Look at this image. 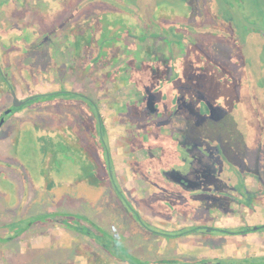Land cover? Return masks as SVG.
<instances>
[{
  "label": "rangeland",
  "instance_id": "obj_1",
  "mask_svg": "<svg viewBox=\"0 0 264 264\" xmlns=\"http://www.w3.org/2000/svg\"><path fill=\"white\" fill-rule=\"evenodd\" d=\"M203 9L219 19L212 30ZM172 16L181 24H170ZM190 31L218 39L201 44ZM98 61L107 66L94 69ZM0 64V115L12 105V86L20 99L65 86L97 102L104 126L94 103L69 94L6 118L0 236L25 231L0 241V264H264L255 244L249 258L237 256L243 246L232 239L248 234L203 228L249 217L227 204L228 180L192 194L168 175L191 143L216 153L232 185L243 182L239 168L264 171L261 0H0ZM109 163L152 231L115 189ZM216 248L236 255L205 257Z\"/></svg>",
  "mask_w": 264,
  "mask_h": 264
},
{
  "label": "flooded vegetation",
  "instance_id": "obj_2",
  "mask_svg": "<svg viewBox=\"0 0 264 264\" xmlns=\"http://www.w3.org/2000/svg\"><path fill=\"white\" fill-rule=\"evenodd\" d=\"M202 19L204 21V26H206V28H208V29L210 28L211 30L214 29L215 24H218V22H219L218 18H214L210 14H205L204 9H203ZM169 21H171L170 24L171 23L181 24L179 21L175 20L173 18V16L169 18ZM184 24H186V23H184ZM190 32H191V35H192V33H196L197 35H199V38H197L198 37L197 36L193 40H194V42H200L201 44L213 43L218 39V35L207 33L206 31H203L202 33L201 32L197 33V31H190ZM191 35H190V38L192 39ZM187 36H189V35H187ZM227 39L230 40L229 38H227ZM173 51L175 52V54L179 53V49H178V51L173 49ZM0 74H1V71H0ZM13 91H15L14 88L11 90L12 96H13ZM28 97H30V96H28ZM27 98H25V99H27ZM257 98L261 99L260 101L263 102L262 105L264 108V95L262 94ZM234 99L236 100V97ZM244 99H245V101H248L250 104H255L252 97H248L247 99L246 98H244ZM241 101L243 102V99H241ZM12 103H13V101H12ZM260 111L264 115V109H262ZM1 116H2V114H1ZM258 122H259V124L257 125V128L260 131L261 129H263L264 124L262 123L263 121L261 118H260V121H258ZM188 146L189 147L186 146L187 147L186 152L181 155L184 163H182L180 165V167L176 166V168L173 169V172H170L168 174L170 176V178L172 179V182L183 187L185 190L189 191L190 193L196 194V193H201V192L207 191L204 188H206V186L211 184L213 181H217L216 183H218L219 180H221V181H223V180L227 181L228 180L230 182V185L227 188L228 191H225L224 192L225 194H223L224 197H226V195L228 196V198L226 197L227 199L230 198L229 199L230 201L227 204L228 205L230 204V206L232 204V208H234L238 214H240L241 209H244L245 210L244 213L247 212L246 214L249 216L248 218H246V220L241 219L244 223L241 226H235V228H236L235 231L226 230L224 232L223 230H221V228L219 226H216L215 221H212L214 223L213 225L212 224H206V226L203 228L207 229V228L211 227V228H213V230H211L210 232H213V231L217 232L218 231L221 233L231 234V235L252 234V233L254 234V232L261 230L262 232L261 233L258 232V233H260V235L257 236V238H255L256 240L254 242L252 240L251 242H252V244H255L256 246L258 245L259 246L258 249L264 250V182H262V180H261V177L264 176V171L261 172V170H260V173H259L258 169H255V168L248 169L249 174L245 175V172L243 170L244 168H242V169L239 168L238 174L240 175V178H243V182L240 181L238 183V185H232L233 184L232 180H230L231 173L228 170L230 168L228 166L226 167L225 165L222 166V163L216 159V153L215 152L206 150L203 147L199 146V144H196V143H191ZM182 165L184 166L183 168H181ZM112 166H114L113 163H110L109 164V173L111 175V178L114 179L113 174H111ZM224 169H225V171H223ZM227 170H228V173H227ZM221 175L223 176V178L221 177ZM216 176H218V179H215ZM192 186H202V187L200 189L194 190V189H191ZM125 199L129 205L130 200L127 198H125ZM259 200H262V201H259ZM247 202H249V203H247ZM129 206H130L131 212L134 215V217H135L134 212L135 211L138 212L140 214V216L142 217V219L144 220L146 226L144 224H142L136 217L135 218L146 228H148L147 227V225H148L151 228L150 230L152 231L153 227H151V225L145 221V219L141 215L140 211L137 210L135 207L132 208L131 205H129ZM235 215H236V218H241V217H239V215H237V214H235ZM254 215H257V216L262 215L263 220L259 223L251 225L247 221H249V219L251 217H253ZM255 227H260V228L258 230H254ZM258 233H255V234H258ZM88 237H90V236H88ZM194 256H196V255H194ZM208 258H210V257H208ZM208 264H211V263L208 262Z\"/></svg>",
  "mask_w": 264,
  "mask_h": 264
},
{
  "label": "trees",
  "instance_id": "obj_3",
  "mask_svg": "<svg viewBox=\"0 0 264 264\" xmlns=\"http://www.w3.org/2000/svg\"><path fill=\"white\" fill-rule=\"evenodd\" d=\"M262 1V0H261ZM263 2V1H262ZM263 4H264V2H263ZM104 26H107V25H102V27L103 28H105ZM105 30H106V28L105 29H103L102 30V33H101V36L103 37L104 36V33H105ZM119 30H121L120 28H119ZM122 31V30H121ZM119 39V38H118ZM97 42H99V38H98V40H97ZM104 45L105 44H108L109 43V41L107 42L106 41V39H104ZM103 46V45H102ZM88 49H90V48H88ZM99 51V50H98ZM105 51H106V49H105ZM116 52H117V50H115ZM108 52V51H107ZM99 54V53H98ZM110 55H111V58H115V56H116V53H114V52H112V53H109ZM102 56H104V53H102V55H101V57ZM104 59V58H103ZM95 58L94 59H92L91 61L93 62V63H95ZM106 60V59H105ZM131 62H132V60H130ZM133 63V62H132ZM104 64H106V61H104V62H100V61H98V62H96V64H94V67H95V69L96 68H98V69H100V70H102V68L104 67V66H107V65H104ZM1 65V64H0ZM1 69H2V67H0ZM120 69V68H119ZM2 71V70H1ZM119 72V71H118ZM117 75L118 74H115L114 75V78H118L117 77ZM129 77L127 76V79L129 78V80H125L126 82H128V81H131L132 80V78H133V76H132V74H131V72L129 71ZM119 76V75H118ZM120 81H121V79H124L123 78V76H121L120 78ZM11 89H13L14 87L12 86V87H10ZM64 94H69V95H71V96H78V97H80V98H82V99H85L87 102L89 101V102H92V103H94V101L93 100H91V98L89 97V96H87L86 94H83V93H80V92H78V91H74V90H72V89H67L65 86H62V88L61 89H58V90H53V91H49V92H41V93H37V94H34V95H31L30 97H28L27 99H26V103H29V102H31V101H39V100H42V99H48V100H50V99H53V100H57V99H61V98H64L63 96H64ZM64 100V99H63ZM88 102V103H89ZM94 106H95V109H96V113H97V120H98V122H100V128L101 129H103L104 128V126H103V119H102V117H101V110H100V108H98L99 106H98V104H97V102H95L94 104H93ZM24 107H26V105H23V106H21V107H19V108H14V110H13V114L14 113H16L17 111H19V110H21L22 108H24ZM0 118H1V115H0ZM95 120V119H94ZM99 124V123H98ZM98 139L101 141V142H103L104 141V136H103V134H101V135H98ZM104 143H105V141H104ZM110 164V163H109ZM113 184H114V187H115V189L117 190V192L119 193V195L121 196V197H123V199H125V195H124V193L123 192H121V190H120V188H119V186L117 185V183L115 182V180L113 179ZM126 200V199H125ZM134 212V211H133ZM134 214H135V217L142 223V224H144L145 225V222H144V220L142 219V217L140 216V214L138 213V212H134ZM33 222V221H32ZM68 222H70V221H68ZM10 224V223H9ZM12 225L13 226H15V223H12ZM31 225L29 224V227H30ZM146 226V225H145ZM147 227L149 228V229H151L148 225H147ZM25 227H23L22 228V230L21 229H19L18 231H15L14 233H11V232H9L8 234H4V236H0V241L1 240H5V242H8V241H12V240H14V239H16L18 236H20V234L23 232V231H25V229H24ZM24 229V230H23ZM221 231V230H220ZM224 232L226 231V230H223ZM10 234V235H9ZM88 234L89 235H91L92 233H90V232H88ZM183 234H186V232H184ZM190 264H197V263H190ZM198 264H208V260L207 259H203L202 260V262L201 263H198ZM255 264H257V263H255Z\"/></svg>",
  "mask_w": 264,
  "mask_h": 264
},
{
  "label": "crops",
  "instance_id": "obj_4",
  "mask_svg": "<svg viewBox=\"0 0 264 264\" xmlns=\"http://www.w3.org/2000/svg\"><path fill=\"white\" fill-rule=\"evenodd\" d=\"M69 15V14H68ZM74 21V20H73ZM66 36H68L69 34H65ZM48 92V91H47ZM101 113H102V111H101ZM101 117H102V119H103V114H101ZM12 140V139H11ZM10 141V140H9ZM11 142V141H10ZM12 143V142H11ZM3 147H2V151H3ZM115 168H118V171H120V165L119 164H117V160L115 159ZM263 216L261 215V216H257V215H254L253 217H251L250 219H249V221H247L249 224H251V225H253V224H256V223H259V222H261L262 220H263V218H262ZM221 219V221L222 222H224V223H217L216 224V226H221V225H224L223 227H225V226H229V225H232V226H241L244 222L241 220V218H239V219H237L236 218V220H234L232 217H229V216H227V217H224V218H220ZM212 222V221H211ZM210 224V223H209ZM219 237H222V236H217V238H219ZM224 237V236H223ZM235 237V236H234ZM237 239L236 240H233L232 239V243H234V245H240V246H243V249L242 250H238V247H235V250L237 251V256L238 257H241V258H249L250 256H251V254H253V252H250V251H253V249H251V247H252V240H253V242L256 240L255 238H257V236H256V234H248V235H246V237L244 236V237H236ZM238 238H239V240H238ZM241 238V239H240ZM231 239V238H230ZM251 242V243H250ZM256 246V245H255ZM193 246H191V248H192ZM259 246L257 245L255 248H258ZM237 248V249H236ZM193 252H195V254L196 255H198V253L200 254L201 253V251H202V249H200V250H195V249H191ZM260 251H256V250H254V253H256V254H254V255H258V256H260L261 254H264V250H261V249H259ZM202 254V253H201ZM236 254H232V255H226V253H224L222 250H220V249H210V250H207V252L205 253V256L206 257H210V258H216V259H230V260H232L233 258H234V256L236 255Z\"/></svg>",
  "mask_w": 264,
  "mask_h": 264
},
{
  "label": "water",
  "instance_id": "obj_5",
  "mask_svg": "<svg viewBox=\"0 0 264 264\" xmlns=\"http://www.w3.org/2000/svg\"><path fill=\"white\" fill-rule=\"evenodd\" d=\"M264 2V0H262ZM26 103V99H20L19 96L17 95V93L15 91H13V103L12 105L3 112L1 118H0V128L2 127V125L4 124V122L6 121V118L11 114H13V110L14 108H19L21 106H23ZM202 186H192L191 189H200ZM260 227H255L254 230H258ZM208 230H213V228L209 227L207 228ZM221 230H225V229H221Z\"/></svg>",
  "mask_w": 264,
  "mask_h": 264
}]
</instances>
